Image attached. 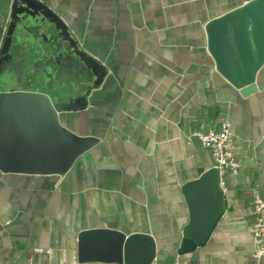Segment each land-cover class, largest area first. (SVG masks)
I'll use <instances>...</instances> for the list:
<instances>
[{"label": "crops", "instance_id": "obj_1", "mask_svg": "<svg viewBox=\"0 0 264 264\" xmlns=\"http://www.w3.org/2000/svg\"><path fill=\"white\" fill-rule=\"evenodd\" d=\"M38 1L62 29L26 0H0V90L70 105L60 123L97 142L63 173L0 170V264H72L79 231L100 227L151 235L157 264H264L251 234L252 200L264 197V63L255 92L241 95L205 30L250 0ZM222 124L239 165L224 175V210L205 243L180 253V188L213 167L193 132Z\"/></svg>", "mask_w": 264, "mask_h": 264}, {"label": "water", "instance_id": "obj_2", "mask_svg": "<svg viewBox=\"0 0 264 264\" xmlns=\"http://www.w3.org/2000/svg\"><path fill=\"white\" fill-rule=\"evenodd\" d=\"M26 2L31 16L40 12L44 20L63 28L38 0ZM205 30L217 71L241 95L255 92L254 79L264 63V0H250L210 20ZM89 60L99 79V65ZM68 109L70 105L53 100L45 92L0 90V170L28 174L65 172L97 142L96 138L76 134L60 123L59 112ZM180 191L189 211L179 245V252L184 253L205 243L223 213L224 196L214 167L199 170L198 177L183 183ZM154 259L155 241L147 233L125 234L100 227L77 234L80 263L150 264Z\"/></svg>", "mask_w": 264, "mask_h": 264}, {"label": "built area", "instance_id": "obj_3", "mask_svg": "<svg viewBox=\"0 0 264 264\" xmlns=\"http://www.w3.org/2000/svg\"><path fill=\"white\" fill-rule=\"evenodd\" d=\"M195 136L202 147L206 148L212 157L213 167L218 171L219 187L224 189V175L238 167L239 163L234 157L232 136L226 124H222L218 130L194 131ZM252 213L254 221L251 226V234L256 246V254L264 253V197L255 196L252 200ZM37 253H48L46 249L37 248ZM72 264H119L116 262H86L75 260ZM150 264H157L154 260ZM174 264H179L177 261Z\"/></svg>", "mask_w": 264, "mask_h": 264}]
</instances>
